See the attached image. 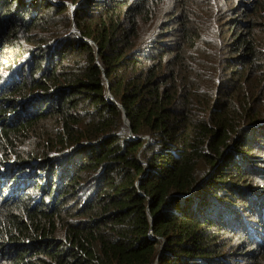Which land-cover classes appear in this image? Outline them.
<instances>
[{
    "label": "trees",
    "instance_id": "obj_1",
    "mask_svg": "<svg viewBox=\"0 0 264 264\" xmlns=\"http://www.w3.org/2000/svg\"><path fill=\"white\" fill-rule=\"evenodd\" d=\"M224 1L0 0V148L35 140L0 186H53L2 201L0 260L264 264V0Z\"/></svg>",
    "mask_w": 264,
    "mask_h": 264
},
{
    "label": "rangeland",
    "instance_id": "obj_2",
    "mask_svg": "<svg viewBox=\"0 0 264 264\" xmlns=\"http://www.w3.org/2000/svg\"><path fill=\"white\" fill-rule=\"evenodd\" d=\"M219 1L220 3L223 2L224 0H215L217 6H218V9L220 8L219 7ZM225 3V1H224ZM71 7V5H69ZM72 9V8H71ZM5 50H3L4 52ZM25 64L26 62L24 63L23 67H25ZM44 65V63H43ZM42 65V66H43ZM11 72L13 71H10V69H5V68H2L0 69V87L4 86V85H8V80L10 79V76H11ZM39 74H37L36 76H38ZM0 94H2V92H0ZM263 105H264V102H263ZM32 137V133H26V135L24 136H21L19 137L17 140H16V143L19 141L20 143H17V146L15 148V151H17V153L13 154V153H10L7 157L4 156V153L5 150L0 148V169H5L6 167L8 166H13L14 164H16L17 162H27V160L29 159L30 161L27 162V163H35L32 161V157L31 155H26V153H29L28 151L25 152V149L27 146L31 148L34 147V142L35 140L31 138ZM29 149V148H28ZM255 154H257V152H254ZM12 154V155H11ZM259 156H261V158H264V154L260 155L258 154ZM29 156V157H27ZM256 158L253 165L254 168L258 171V170H264V163L262 160H260V158ZM35 159H38L37 157H33ZM18 159V160H16ZM36 161V160H35ZM15 162V163H13ZM29 166L32 167V164H29ZM41 170H39L40 172ZM39 172L38 170H33L32 173H31V177H33V180L37 179V178H40L41 180H44V173H41V175H39ZM259 172V171H258ZM257 174V173H256ZM54 182L58 181V176L57 177H54L52 178ZM19 177L16 178L15 175H12L10 179H8V181H6L2 186H0V206H2V201L3 200H7L9 201V199H15L16 197L15 196H9L8 197V192L9 190L12 188L16 189V187H18V182H19ZM13 183H15L13 185ZM44 181H42L41 183H38V187H34V183L30 180L28 181V184H27V188L25 193L28 196L31 195V199L30 200H26L27 197H22L21 200L24 201V202H27L29 204L32 203L33 201V198L35 199H41L43 198L44 196H46V193L48 191L51 190V188L53 187L52 184L49 185L50 189L45 190L43 192H40V186H41V189L43 188L44 186ZM234 183L238 184L241 186V189L243 188H247L249 187L248 184L251 185V187H254V188H260V190H263L264 192V179H254L252 177V175H249L247 178L241 180V181H234ZM248 183V184H247ZM37 184V183H36ZM31 185V186H30ZM20 186V185H19ZM4 188H6V191L4 190ZM44 189V188H43ZM4 190V191H2ZM252 190V189H251ZM47 191V192H46ZM243 191V190H242ZM245 191V189H244ZM243 195H239L238 197L239 198H251L253 195H254V191L252 190L247 192V195L245 196L244 193H242ZM61 195V191L58 192L57 196L56 197H59ZM48 197V196H47ZM235 199L233 200H240L238 199L237 197H233ZM249 203L246 204V208H250V201L248 199H246ZM237 206L240 207V209L242 210L243 213H245V209L246 208H243L241 205H240V202L237 203ZM249 206V207H248ZM247 220H249L251 217H246ZM55 225H53L52 229L54 231H56L57 233L59 232V225L56 224V222L54 221ZM253 225L256 227V229L259 231V232H263L264 233V223L262 221H259L258 219H254L253 221ZM57 239H61V238H57ZM231 242L233 244H237V239L236 238H233L231 239ZM261 244L264 245V237L262 238V241H261ZM260 251L263 253L264 255V246L261 247ZM159 255V254H158ZM242 257L240 256H235V259L231 261V263L233 264H239L238 261H235L236 259H241ZM157 261V259H156ZM156 261L153 263V264H156ZM50 263L52 262V259H50L49 261ZM0 264H8L7 262V259L4 258V260H0Z\"/></svg>",
    "mask_w": 264,
    "mask_h": 264
},
{
    "label": "clouds",
    "instance_id": "obj_3",
    "mask_svg": "<svg viewBox=\"0 0 264 264\" xmlns=\"http://www.w3.org/2000/svg\"><path fill=\"white\" fill-rule=\"evenodd\" d=\"M72 8H73V6H72ZM13 163H15V162H13ZM17 164V163H16ZM31 164V163H30ZM15 165V164H14ZM8 167H10V166H8ZM8 167H6V168H8ZM5 168V169H6ZM5 169H0V174L5 170ZM16 174V178L18 177V174L17 173H15ZM31 180V175L30 176H28L26 179H25V181L19 186L20 188L21 187H24V186H27V184H28V181H30ZM15 183H13V185H14ZM19 188V190L18 191H12V187H11V189L9 190V192H8V197L9 196H17V197H21V195H22V193H23V191H21V189Z\"/></svg>",
    "mask_w": 264,
    "mask_h": 264
},
{
    "label": "water",
    "instance_id": "obj_4",
    "mask_svg": "<svg viewBox=\"0 0 264 264\" xmlns=\"http://www.w3.org/2000/svg\"><path fill=\"white\" fill-rule=\"evenodd\" d=\"M107 87H108V86H107ZM107 95L109 96L110 99L113 100V98H112V96L110 95V93H109L108 90H107ZM115 103H116V105H117L118 107L121 108L123 120H124L125 124L128 125V121H127V118H126V115H125V111H124V109H123L122 106H121L120 104H118L116 101H115ZM151 222H152V219H151Z\"/></svg>",
    "mask_w": 264,
    "mask_h": 264
}]
</instances>
